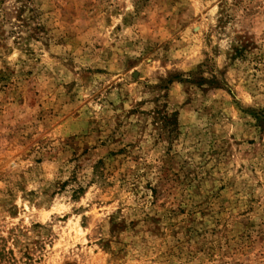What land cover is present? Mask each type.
<instances>
[{
  "label": "rangeland",
  "instance_id": "374dc122",
  "mask_svg": "<svg viewBox=\"0 0 264 264\" xmlns=\"http://www.w3.org/2000/svg\"><path fill=\"white\" fill-rule=\"evenodd\" d=\"M0 264H264V0H0Z\"/></svg>",
  "mask_w": 264,
  "mask_h": 264
}]
</instances>
